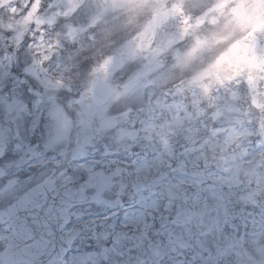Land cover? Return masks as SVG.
Returning <instances> with one entry per match:
<instances>
[{"label": "rangeland", "instance_id": "obj_1", "mask_svg": "<svg viewBox=\"0 0 264 264\" xmlns=\"http://www.w3.org/2000/svg\"><path fill=\"white\" fill-rule=\"evenodd\" d=\"M185 1L194 5L201 3V0ZM144 2L147 5L143 8L144 13H141L139 10ZM175 4L178 3L173 0H12L0 6V166L5 167V173L0 177V211L25 188L47 177L54 178L59 189L79 186L85 179H99L110 194L119 182H116L114 176L103 177L93 170V166H86L88 157L93 156L94 151L88 148L95 146L97 150L101 144L96 141V134L114 130L115 122L128 115V105L123 106L120 113L109 110L113 108L115 99L125 98L132 89L137 88L136 104H140V108L133 110L132 114L145 112L148 106L144 93L148 88L146 76L149 72L144 66L146 53L135 54L130 39L133 35L130 38L123 37L124 44L115 47L111 54L101 59H92L90 64L88 60L77 65L69 63L70 72L66 63H63L67 61H58L59 57L52 52L59 39L55 32H50L47 25L81 8L83 16L78 14V23L69 27L68 33H81L89 30L90 25H94L95 29L99 25L107 27L106 31L101 30L105 33V40L114 41L133 9H136L135 15L129 21L127 32L138 25L142 16L143 20L147 19L167 5ZM149 7L151 10L147 13ZM115 18L118 21H114ZM174 26L172 23L171 27L175 29ZM23 44L28 47L27 57L18 59L16 50ZM121 49L125 58L118 66L116 62ZM156 53L157 50H150L151 56ZM67 74L71 75L72 82L79 81L82 76L86 79L84 82L83 79L76 82L78 86L58 84L62 83L63 77L67 78ZM101 77L111 82L117 91L105 104L96 107L95 116L88 121L87 116L96 105L89 85ZM61 91L66 96L65 100L59 98ZM39 123L40 131L37 128ZM118 130L121 133V129ZM35 136L37 141H29V137ZM108 144L105 141L102 145ZM220 188L217 193L221 192ZM210 189L211 186H204L205 192ZM186 196L194 198L199 195L195 187L189 186ZM74 215L81 216L82 212L78 214L74 211ZM137 217H142V214ZM207 217L196 221L203 223L208 220ZM127 220L135 221V217ZM8 229L10 227L7 223L0 222V253ZM106 229L116 228L110 222ZM240 231L218 229L217 235L225 248L244 259L243 251L238 249ZM201 232L203 236V229ZM245 241L251 247L250 252H247L248 264L255 258L264 259V229H259V232L249 229ZM223 248L218 242V251ZM83 256L77 245L58 264H85L84 259L78 262ZM221 264H227L225 259Z\"/></svg>", "mask_w": 264, "mask_h": 264}, {"label": "flooded vegetation", "instance_id": "obj_2", "mask_svg": "<svg viewBox=\"0 0 264 264\" xmlns=\"http://www.w3.org/2000/svg\"><path fill=\"white\" fill-rule=\"evenodd\" d=\"M209 23L212 29L211 34L198 33L191 39L200 43L204 38H208L196 50L197 56L209 64L204 67L208 69L209 74L203 76L201 80L204 84L202 95L207 98L208 108H202L201 97L195 105L190 107L185 105V98L182 97V107L173 124L166 123L169 117L167 114L153 108L149 121L148 137L151 140L147 146L146 161L137 162L144 163V168L141 166L139 170L137 167L134 168L135 175L142 178L145 175L148 176L150 178L148 184H161L165 192L169 190L170 184L179 186L185 180L186 155L182 140L187 134L200 135V128L207 127L206 123L211 120L209 119L212 115L210 107L214 103V96H225L223 91L228 93L240 89L241 99L233 98V102H225L224 106L234 104L235 113L241 115L250 98L247 79H252L258 90V100L264 101V0H217L212 4ZM255 27L258 28L256 34L249 37L248 32ZM184 46L185 43H181L183 49ZM259 108L264 117V102L262 105L259 104ZM200 121L202 122L199 124ZM191 129L194 130L193 134ZM245 132L246 129L239 135ZM219 149L215 147L217 152ZM220 152L222 153L218 156L220 165L224 163L228 164L226 169L230 166L234 168L231 171L235 178L231 182L235 184L239 180L242 181L241 176L243 177L245 173L240 174L237 169L238 164L227 158L225 152ZM201 164V160L195 161L196 166ZM151 180L158 181L150 183ZM247 183L248 181H244L243 184L247 185ZM84 189L88 194L101 190V198L81 205L83 206L82 228L78 221L70 216L64 230L68 235L74 234L73 245H78L87 256L84 260L85 264H108L107 262L109 264H179L182 262L178 249L170 251L166 248V255L162 261L158 256L160 251H149V247L154 244L161 245L160 248L163 250L169 242L182 234L183 224L173 222V217L180 208L187 206L184 198L177 197L173 200L167 195L160 197L153 195L146 198L140 208L143 212V220L135 225V228L140 229L129 227L106 229L104 222L99 220L105 216L99 215V212L100 210L105 212V207L109 209V201L118 196H112L103 201L105 188L100 181L86 184ZM248 193V188H243L236 194L240 196V201L230 199L228 207L232 210L237 206L244 207L243 196ZM120 199L123 204V198L120 197ZM109 213L112 217L117 215L113 210ZM173 232L174 234L171 235ZM114 245L117 248H113ZM106 247L113 248V252ZM111 253L117 258H110Z\"/></svg>", "mask_w": 264, "mask_h": 264}, {"label": "water", "instance_id": "obj_3", "mask_svg": "<svg viewBox=\"0 0 264 264\" xmlns=\"http://www.w3.org/2000/svg\"><path fill=\"white\" fill-rule=\"evenodd\" d=\"M5 1V0H0ZM50 181L32 188L25 197L8 207V215L14 219L16 232L13 241L19 240V229H48L51 226L49 219L58 218L61 222L66 217V210L72 202L80 201L73 192H55ZM43 187H47V190ZM62 255L64 247L57 250ZM16 254H19L16 252ZM7 255H3L6 261ZM20 257H16L19 260Z\"/></svg>", "mask_w": 264, "mask_h": 264}, {"label": "clouds", "instance_id": "obj_4", "mask_svg": "<svg viewBox=\"0 0 264 264\" xmlns=\"http://www.w3.org/2000/svg\"><path fill=\"white\" fill-rule=\"evenodd\" d=\"M254 255H255V254L253 253V256H254ZM250 264H255V260L251 261Z\"/></svg>", "mask_w": 264, "mask_h": 264}]
</instances>
